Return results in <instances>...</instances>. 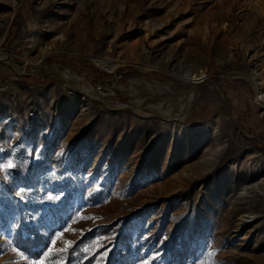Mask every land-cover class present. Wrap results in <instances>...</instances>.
<instances>
[{"label":"rangeland","instance_id":"1","mask_svg":"<svg viewBox=\"0 0 264 264\" xmlns=\"http://www.w3.org/2000/svg\"><path fill=\"white\" fill-rule=\"evenodd\" d=\"M0 82V264H264V0L0 1Z\"/></svg>","mask_w":264,"mask_h":264},{"label":"trees","instance_id":"2","mask_svg":"<svg viewBox=\"0 0 264 264\" xmlns=\"http://www.w3.org/2000/svg\"><path fill=\"white\" fill-rule=\"evenodd\" d=\"M112 77L113 76L111 74L102 73L95 80L97 82L99 81V83H105V82H108ZM54 78L56 79L57 77L56 76L55 77L54 76H50V77L37 76V80H38L40 85H47V84H49L48 80L49 79H54ZM21 79L24 82L25 81H29L30 79H32V76L26 75V76L21 77ZM18 237L20 238L19 241H20L22 247H24L26 244L28 246L31 243H33V244L35 243L36 245H38L40 243V242H38L37 240H35L33 238L31 240H28L27 238H23L22 235H19ZM36 239H38V238H36ZM117 239H118L117 246L115 247L114 250H111V252L108 253V256L106 257V260H105V262L103 264H130L128 262V259H127V257L129 256V252L131 251V243L129 242V240H130L129 235L127 234V232L123 231V234H120ZM83 242H84V239L81 238L76 243V247L75 248H72L68 252L65 253L66 262L74 260V257H75V254H76L75 253L76 252V248L78 250L79 246ZM123 245H125V247ZM38 248H40V247L36 246L35 248L32 249V251L36 252ZM187 249H188V247L180 246L174 251L173 255L177 256L179 258H182L185 255V253L188 251ZM34 252H32V253H34ZM127 253H128V256H127Z\"/></svg>","mask_w":264,"mask_h":264},{"label":"bare ground","instance_id":"3","mask_svg":"<svg viewBox=\"0 0 264 264\" xmlns=\"http://www.w3.org/2000/svg\"><path fill=\"white\" fill-rule=\"evenodd\" d=\"M0 1H4V0H0ZM93 62L96 64L97 67L108 70V71H113L116 67L115 63L112 62V60L109 59H96L93 58ZM48 68V72L50 71H59L57 68L49 66ZM64 75V73H63ZM200 76L202 75H196L194 78L198 79L200 78ZM74 78V77H73ZM193 77L189 76V79H194ZM85 86H86V91L89 93H93L94 89L92 88V86L90 85V83L87 80H83ZM188 97V98H187ZM191 98L192 96H184L182 97V99L180 101H178V103H176L170 110L169 112L166 114L165 120L170 119V118H174V117H178L181 116V114H186L188 111V108L190 106V102H191ZM115 104H112L111 106H114ZM164 117V116H163ZM184 117V116H183Z\"/></svg>","mask_w":264,"mask_h":264},{"label":"water","instance_id":"4","mask_svg":"<svg viewBox=\"0 0 264 264\" xmlns=\"http://www.w3.org/2000/svg\"><path fill=\"white\" fill-rule=\"evenodd\" d=\"M10 65L17 66L21 70L26 71V72L31 73V74L42 75V74H47L48 73V71L46 69H44V67H36V68H34V67H26V66H23V65L18 64V63L10 64ZM63 76L67 77L69 79H73V77L68 75V74L67 75H63ZM201 83H204V80H202L200 83H196V87H198ZM194 89L192 90V92L194 91ZM105 91H107V90H105Z\"/></svg>","mask_w":264,"mask_h":264},{"label":"snow or ice","instance_id":"5","mask_svg":"<svg viewBox=\"0 0 264 264\" xmlns=\"http://www.w3.org/2000/svg\"><path fill=\"white\" fill-rule=\"evenodd\" d=\"M5 167L12 168V167H14V165H12L11 162H9ZM57 235H60V234H57ZM66 243H67L68 247L71 246V242H66ZM58 251H67V247L65 249L58 250Z\"/></svg>","mask_w":264,"mask_h":264},{"label":"built area","instance_id":"6","mask_svg":"<svg viewBox=\"0 0 264 264\" xmlns=\"http://www.w3.org/2000/svg\"><path fill=\"white\" fill-rule=\"evenodd\" d=\"M5 89V86L2 82H0V92H3V90Z\"/></svg>","mask_w":264,"mask_h":264}]
</instances>
